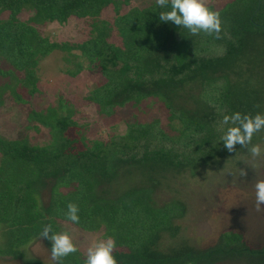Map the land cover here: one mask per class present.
<instances>
[{"label": "trees", "instance_id": "16d2710c", "mask_svg": "<svg viewBox=\"0 0 264 264\" xmlns=\"http://www.w3.org/2000/svg\"><path fill=\"white\" fill-rule=\"evenodd\" d=\"M136 1L0 0V17L9 13L0 18V109L7 93L16 107L30 103L28 96L41 92L39 64L62 52L66 65L72 64L65 70L69 76L96 69L104 77L89 96L101 116L115 117L117 108L147 99L160 102L168 115L166 125L158 118L133 122L124 135L110 133L107 139L85 131L71 136L78 124L69 102L60 99L58 106L28 114L34 130L49 129L47 144L0 135V259L50 264L28 251L42 240L51 252V242L39 235L50 224L53 232L69 233L70 227L112 238L117 264H264V247L249 246L235 231L203 250L188 243L169 253L158 250L162 234L176 236L175 224L187 207L155 198L160 185L169 186V176L250 155L239 145L228 152L218 129L224 115H264V0L208 6L220 14L219 39L160 21L170 8L156 0L132 6ZM105 10L113 12L111 19L102 18ZM24 12L31 15L20 21ZM71 20L87 26L79 42L60 43L42 29ZM212 49L222 54L213 56ZM263 134L255 133L251 145L261 144ZM69 202L79 207V223L67 220ZM84 259L78 251L62 264Z\"/></svg>", "mask_w": 264, "mask_h": 264}, {"label": "rangeland", "instance_id": "374dc122", "mask_svg": "<svg viewBox=\"0 0 264 264\" xmlns=\"http://www.w3.org/2000/svg\"><path fill=\"white\" fill-rule=\"evenodd\" d=\"M146 1L151 0H138L132 6H142ZM225 1L206 0V4L218 10ZM29 15L31 13L24 12L18 19L24 21ZM8 16L9 13L6 12L0 18L6 19ZM112 17L111 10H105L102 15L104 19ZM86 28L83 21L71 20L65 27L53 24L43 26L42 29L45 34L53 35L54 40L61 43L83 40ZM210 54L218 56L222 51L212 49ZM71 67L72 64L66 65L64 53L55 52L38 66L41 92L33 99L28 96L30 103L16 107L11 94L7 93V101L0 109V135L11 141L27 138L32 146L47 144L50 141L49 129L39 126L38 131L34 130L37 124L29 120L28 114L31 111L39 112L50 105L58 106L60 99L69 102V110L73 112L71 120L78 124L79 130L72 128L71 136H75L76 131H85L87 136L107 139L110 133L124 135L129 123L151 122L156 118L166 125L168 115L162 104L153 99H147L136 106L129 104L124 108H117L115 117L101 116L97 112V105L89 101V96L93 89L105 83L104 77L96 69L71 77L65 71ZM259 145L264 150V139ZM220 165L219 168L199 166L195 172L183 170L181 175L169 176V180H165L169 186L164 183L156 190L158 204L180 201L187 207L185 217L175 224V228L179 229L176 236L162 234L158 250L169 253L184 243L200 250L215 247L220 243L222 234L228 231L242 234L244 241L253 248L264 247V205L257 210L255 199V183L264 180V154L255 159L251 154L239 155L224 160ZM240 169L246 171L247 175L240 176ZM41 196V201L46 204L50 198V189H43ZM68 231L83 256L92 240L101 239L98 234H84L71 230L70 227ZM28 251L37 260L55 263L42 240L30 245ZM0 264L22 262L0 259Z\"/></svg>", "mask_w": 264, "mask_h": 264}, {"label": "clouds", "instance_id": "9594fccd", "mask_svg": "<svg viewBox=\"0 0 264 264\" xmlns=\"http://www.w3.org/2000/svg\"><path fill=\"white\" fill-rule=\"evenodd\" d=\"M156 4L161 8H170L159 14L160 21L186 28L193 36L203 32L220 38V14L211 10L206 0H156ZM218 130L222 132L220 140L228 152H234L239 145L247 148L253 159L264 154L260 145H251L253 135L264 130V115H242L240 112L224 115ZM246 175V171L240 169V176ZM255 199L257 210H260V206L264 205V180L255 183ZM78 213V205L69 202L67 220L79 223ZM39 235L51 242V259L56 264H62L63 258L79 251L72 235L67 231L53 232L50 224L44 225ZM115 247L112 238L92 240L86 248L84 264H117L113 255Z\"/></svg>", "mask_w": 264, "mask_h": 264}]
</instances>
